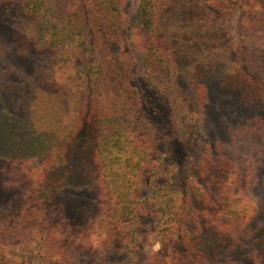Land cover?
<instances>
[{"label":"trees","instance_id":"16d2710c","mask_svg":"<svg viewBox=\"0 0 264 264\" xmlns=\"http://www.w3.org/2000/svg\"><path fill=\"white\" fill-rule=\"evenodd\" d=\"M127 1H19L17 52L39 58L27 96L12 109L25 119L9 116L2 130L3 156L25 166V187L2 223L5 234H19L16 264H112L121 256L131 264H224L217 254L236 248L225 245L252 235L249 207H231L234 166L208 160L201 83L223 70L225 87L264 104V0H135L133 19ZM236 10L238 41L227 18ZM179 70L190 88L178 85ZM138 74L148 90L135 85ZM38 92L75 114L64 137L31 121ZM77 186L94 201L76 209L73 224L60 196ZM192 219L196 234L187 229ZM152 233L158 251L148 249ZM257 243L254 262L264 264V235ZM9 261L0 249V264Z\"/></svg>","mask_w":264,"mask_h":264},{"label":"rangeland","instance_id":"374dc122","mask_svg":"<svg viewBox=\"0 0 264 264\" xmlns=\"http://www.w3.org/2000/svg\"><path fill=\"white\" fill-rule=\"evenodd\" d=\"M19 1L21 0L0 6V33L10 32L5 37L7 41H4V36L0 35V249L7 253L11 260H14L9 261V264L20 263V255L16 251L17 244L20 243L19 234L17 232L14 235V231L5 234L2 223L15 206L16 194L25 187L20 180V173L25 170V166L21 162L3 156L5 147L2 140V130L4 122L9 116L14 115L13 117L16 119H25V111H13L12 109L18 99L27 96L26 93L30 87L29 82L33 80L32 75L34 68L38 65L39 58L34 54L20 53V55L17 52V34L15 32L16 26L19 25L18 19L20 15H23L22 5ZM136 10L135 0H128L124 8V13L128 19H133ZM219 17L222 18L220 14ZM227 18L231 20L230 29L233 38L238 41L240 37L238 11L228 14ZM176 80L182 89L190 88L189 80L181 70L178 71ZM225 80V72L222 70L212 74L201 83L204 87L203 95L205 98L202 106L201 136L203 142L209 146L208 160L219 163L221 159H226L236 170L230 177V183L233 186L231 207L242 211V204H245L246 207H249L248 215L252 214L253 218L251 225L246 226V232H252L250 238L247 237L249 240L241 238L240 243L229 242L225 245V249L236 246L235 252L229 253L226 250L229 254L220 253L217 255L220 262L224 264H256L251 249L253 247L258 248L257 242L264 235V104L246 103L238 91L225 87ZM135 85L142 91L148 90L140 74H138ZM35 100L37 101L33 102L34 106L29 112V117L35 123L36 129L40 131L50 129L59 138L64 137L68 132L66 121H70L71 116L73 118L75 114L69 112L67 105L64 103L63 105L58 97H51L38 92ZM54 109L57 111L52 112ZM54 113H57L54 115L55 120L53 121L56 125H49L47 119L49 115ZM31 174L28 175L30 182L33 179ZM201 184L204 185V189L209 186L208 182ZM212 189L214 190L213 187ZM93 198L94 196L89 189L83 186H77L76 190L71 191L67 197L61 195L60 200H65L70 209L69 222L75 224L76 209L91 205L94 201ZM144 215L141 222V232L148 236L151 232V222L145 213ZM248 215L244 214V216ZM187 229L191 234H196L198 231L197 222L193 219L190 220ZM9 236L11 240L6 245V237ZM150 236L147 244L148 249L158 251L160 249L159 236L156 233H152ZM12 254L18 258L10 257ZM81 260H85L86 264H99L97 258H93L92 262L88 259ZM81 260L79 258V264H84L80 262ZM129 261V259L121 256L114 259L112 264H131ZM135 264H139L137 260Z\"/></svg>","mask_w":264,"mask_h":264}]
</instances>
